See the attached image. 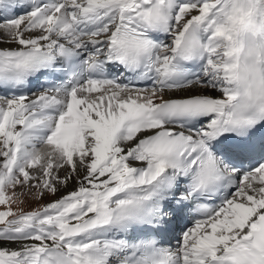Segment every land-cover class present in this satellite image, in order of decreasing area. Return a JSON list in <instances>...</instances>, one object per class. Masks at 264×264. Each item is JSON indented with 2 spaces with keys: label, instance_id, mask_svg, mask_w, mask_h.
<instances>
[{
  "label": "snow or ice",
  "instance_id": "6c2138e0",
  "mask_svg": "<svg viewBox=\"0 0 264 264\" xmlns=\"http://www.w3.org/2000/svg\"><path fill=\"white\" fill-rule=\"evenodd\" d=\"M0 264H264V0H0Z\"/></svg>",
  "mask_w": 264,
  "mask_h": 264
},
{
  "label": "rangeland",
  "instance_id": "374dc122",
  "mask_svg": "<svg viewBox=\"0 0 264 264\" xmlns=\"http://www.w3.org/2000/svg\"><path fill=\"white\" fill-rule=\"evenodd\" d=\"M32 207H34L35 205L33 204V205H31Z\"/></svg>",
  "mask_w": 264,
  "mask_h": 264
}]
</instances>
